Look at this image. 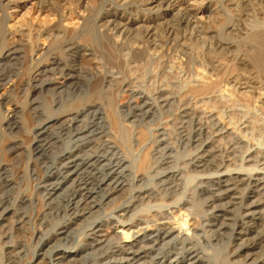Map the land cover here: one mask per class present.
I'll list each match as a JSON object with an SVG mask.
<instances>
[{
	"label": "bare ground",
	"instance_id": "1",
	"mask_svg": "<svg viewBox=\"0 0 264 264\" xmlns=\"http://www.w3.org/2000/svg\"><path fill=\"white\" fill-rule=\"evenodd\" d=\"M19 1L0 2V158L24 155L17 173L22 183L0 174V221L8 220L0 224V264H81L92 256L87 264H264V148L249 144L217 112L194 107L196 97L220 92L264 112V84L246 64L226 57L232 44L192 57L195 31L204 21L221 20L218 0H139L145 14L138 16L99 5L89 14V0H47L49 7L44 0ZM222 1L224 13L239 10L240 21L264 27V0L256 10L253 0ZM26 4L29 16L17 20L10 12ZM175 13L184 14L176 25ZM208 28L203 35L214 32ZM13 34L20 43L6 49ZM104 41L108 50L97 57L91 48ZM135 60L141 74L183 85L146 92L127 77ZM167 60L191 71V83L165 71ZM123 95L128 99L120 104ZM121 107L130 112L120 113ZM152 114L159 120L146 130L139 122ZM167 122L187 156L157 149L169 136ZM159 128L161 136L149 141ZM152 158L163 168L143 180ZM186 168L198 171L179 172ZM193 178L197 184L187 193ZM86 247L92 249L81 256Z\"/></svg>",
	"mask_w": 264,
	"mask_h": 264
},
{
	"label": "rangeland",
	"instance_id": "2",
	"mask_svg": "<svg viewBox=\"0 0 264 264\" xmlns=\"http://www.w3.org/2000/svg\"><path fill=\"white\" fill-rule=\"evenodd\" d=\"M1 1L2 0H0V2ZM44 1H43L42 5L44 7H49L50 4L46 3V2H50V1H47V0H44ZM71 1L74 3L75 0H71ZM126 1L127 0H123V1H120V2H119V0L118 1L117 0H115V1L114 0H89L90 3L88 5V7L86 8V11L89 14H92V12H94L95 9L99 8V7H97L99 5L100 8L102 6H104L105 12H109V13L112 14V13H115L114 12V8L117 9L120 6V8H119L120 11H125L124 9H126V11L128 13L132 9L130 11V13L132 15L137 13V15H134V16L145 14L143 8H141L139 6V3H140L139 0L138 1L136 0V2H135V0H133V1L132 0H128L127 2ZM143 1L144 0H141V2H143ZM115 2H116L117 5L115 4ZM122 2H123V4H122ZM221 2H223V1L222 0H218V2H214L215 8L217 7L216 11L217 12L219 11L218 14L221 16V17L220 16H218V17H220L221 20L218 21V22H215V18H213L212 20H214V22H209V20H207L208 22L204 21L206 24L204 23L202 25V27L200 25L199 28L202 31L199 30V33H197L195 31V33L193 35L194 36L193 37V42L192 41L189 42V44H190L189 47H192V49H193L192 52L194 51V48H195V51H194L195 54H194V52L192 54V52L188 50L189 55L192 54V57L194 58L196 56V53H197V56H198L201 53L204 54V53H207V52L214 51V48L215 47L218 48V47H220V45H222V47H224V45L227 46L226 44H230V45L232 44L229 54H228V52H226V57L230 58V59L233 58L234 64H237V65L238 64H242V63L244 65L246 64L248 66L247 67L248 70H250V72L252 74L251 76H254L255 80L257 82L259 81V83L261 82V84L262 83L264 84V27H260L262 25L254 23L251 19H248L249 21H244V22L240 21V17H239L240 16V12H239V10L238 11H229V12H225L224 13V11H222V9L220 7ZM252 2H253V5H254L253 6L254 10H256V8L259 7V5H260L259 3L261 1L260 0H258V1L257 0H253ZM132 3H133V5L131 6ZM224 3H225V1H224ZM20 4H23L22 0H21ZM124 4L125 5L128 4L126 6L128 8H124V6H125ZM257 4H258V6H256ZM28 7L29 6L26 4V8L23 11H21L20 13H14V11H11L10 13H12L13 16H16L17 20L18 19H24L27 16H29L28 15L29 12H28V9H27ZM163 7H161L159 9L160 10L159 12H162L163 9L164 10L166 9V5H163ZM174 15H175V17H174ZM174 15H173V20H174L173 22H175L174 25H176L177 22L181 21L184 18V14L183 13L182 14L181 13L180 14L179 13L178 14L175 13ZM228 21L231 23V24L229 23V25H231V26H229V25L228 26L227 25L224 26V24L228 23ZM215 23H216V25H215ZM233 24L235 26H233ZM205 25L207 27L203 28ZM208 27L213 29L214 32L211 33V34H208V35H205V34L203 35V33L207 30ZM229 27L233 30L232 33H230ZM199 28H197V29H199ZM210 28H208V29H210ZM224 28H225V30H224ZM160 29H161V31L163 33L164 29L163 28H160ZM33 30H35V31L37 30V25L33 26ZM35 31H33V32L35 33ZM161 31L159 33H161ZM34 33L31 32L33 38L36 37V35ZM175 33H177V35H178V34H180V31L177 30ZM206 36H207V38H206ZM210 36H211V38H210ZM3 42L1 41V44ZM202 42H203V44H202ZM18 43H20V37L16 36V34H13V35H11V37L6 38V44L9 45L8 47H6V49L11 47V46H16L17 47L19 45ZM96 44H93L94 48L92 46L91 50L93 49V52H95V51L98 52V53L95 52L98 55V56L96 55L97 57L100 56L99 51L100 52H104V49L108 50V46L107 45L105 47L103 46V45L106 44L105 41L101 44V49L102 50ZM199 48H201L202 52H201V50H198ZM6 49L4 50V52H6ZM205 50H206V52H205ZM199 51H200V53H199ZM126 53H127V49L123 48L121 50V55L123 56ZM227 55H229V56H227ZM136 58H139V57H136ZM198 61H199V59H198ZM195 62H197V59L195 60ZM141 63L142 62L139 61V60H135L133 63H130L129 67H128L127 77L129 78V82L131 84H134L136 86H143V88H144V90L146 92H152L155 89L169 88L170 85L172 86L173 90L177 91L183 85V84H180L178 82V80H168V79L163 78V77H157L151 71L149 73H147V74H141V72L139 71V70H141V67H142ZM197 63H199V62H197ZM197 65H199V64H197ZM110 67H112V65H110ZM195 67H197V66H195ZM111 69L113 71L115 70L113 67ZM164 70L165 71H173L174 70L175 73H177V75L181 76L183 81L191 83L192 72L191 71H186V70H184L182 68L181 69L180 68H173L171 60H167L166 61ZM241 73L243 75H245V76L247 75V74H244L245 72H241ZM252 80H250V82H251L250 85H252V83H253ZM250 85H248V86H250ZM242 86H241V91H243V90L247 91L248 90V91L251 92V86H250V88L247 85H245V87H244V85H242ZM257 91L260 92L258 89H257ZM257 91H256V88H255V90L252 89V92H257ZM12 97H14L13 101H19V100L21 101V99H18V98L16 99V95H14V94L11 95V99H12ZM214 97L213 96L196 97L194 99V107L198 108V109H204L208 114L212 113V112H217L222 117L224 122L227 123V126L230 127L231 129L233 128L235 130H238L240 135L247 142L249 141V144H251L253 146H257L259 148H264V112H262L259 109V107H257L255 105L256 103H254V102L250 103V102H246V101L244 102L241 98H239L237 96H232L231 97L227 93L224 94V93H220V92H215ZM127 99H128V96L123 95V97L121 98L120 104L124 103L125 100H127ZM248 103H249V105H248ZM128 109H129L128 107H121L120 113L122 112L124 114H127V113L130 112ZM154 113H156V112H154ZM157 116H159V115L158 114H154V116H153V114H152L151 119L149 118L146 121H142V122L140 121L139 124H141V126H143L147 130V129H149V127H150L149 125L151 123L158 122L159 118ZM156 118H158V119H156ZM172 123L173 122H167V124L169 125V126L167 125L168 128H169V131H168L169 132V136L163 142L156 144V146L158 145L157 149H161L160 153H162V154L166 153V154H170L171 156L175 155L178 158L181 157L182 155L183 156H187L190 152L186 150V147H185V144H184L185 142H183L182 140H178L177 132L174 130ZM245 125H247V128H243ZM163 132H164V130L161 129V128H159L156 131H152L151 135H149V141L152 142V140L154 141L155 139H158L161 136V133H163ZM9 143H10L11 146H14V143H11V142H9ZM10 145H8V143H7L5 146H3V150L9 149L11 147ZM164 146H167L166 147L167 150L163 149ZM240 150H237V152H236V155H237L236 159L237 160H239V158L241 160V158L243 157V155L241 154V152L243 150L242 149H240ZM193 151L194 150H192V152ZM115 152H117L116 154L119 157L122 156L121 152L116 151V150H115ZM156 156H158V155H156ZM22 159H24V155L23 154L20 157H13V158L9 157L7 159V161H5V162L2 161V158H0V174L1 173H4V174L6 173V176L9 175L8 177H10V178L13 175L14 179L16 178L14 183L17 186L20 183L23 182L22 174H17L19 172V170H20L21 160ZM174 159H175L174 157H171V159H170V160H173V162L171 163V164H173L172 166H176L177 165V163L174 161ZM151 160H152V162H151ZM151 160H150L148 168L143 171V180H146V179L148 180L149 175L153 174L152 171H157V170L160 171V170H162L161 168H163L162 165L159 166L156 163L155 158H152ZM178 166L182 167L183 163H181V162L178 163ZM192 169L195 170V171H198V169L197 170L195 168H192ZM192 169L191 168H186V170H180L179 172L181 174H183V175L189 176V175H193L194 174V173L191 174V172H190ZM15 172L17 174L16 177L14 175ZM28 175L30 176V178L32 177L31 170H29ZM197 181H198V179L193 178V179L190 180V182H188V184H189L188 185V189L189 190L187 191V193L190 192V189H192L191 188L192 186L197 184ZM186 183H187V180H186ZM34 184L35 183H32V185H34ZM136 185H137V187L144 186V184H140V183L136 184ZM149 186L151 187L152 185H149ZM1 188H2V186H1ZM69 192L66 194V196H68V197H70L71 193H73L71 190ZM39 195H40L41 198L45 197V193H43L42 189L39 190ZM185 196L186 195H184L183 198H185ZM134 200H135L134 199V195L128 197L127 201L123 203V207H125V205H128L129 202L134 201ZM221 203H226V202L222 201ZM14 205L16 207H22L23 206V204L19 203V202L15 203ZM17 217L18 216H15L13 219H17ZM7 221L6 222L5 221H0V224H3L4 226H7L8 225ZM72 228L74 229L76 227L74 226ZM238 230H239V228H236V231H238ZM0 235H1V232H0ZM114 235L115 234H112V236H114ZM38 236H40V235H38ZM38 236H37V238H38ZM115 237H116V235H115ZM118 237H119V239H122L120 234H119ZM32 245H33L32 247H35L34 244H32ZM147 245H149V244H147ZM30 247H31V245H30ZM32 247L30 248L31 250L33 249ZM90 248L91 247H86L82 251V253L80 255L84 256L86 253H88L90 251ZM91 256L92 255H90V257ZM120 257H114V258L118 260ZM77 258H80V256L77 257ZM87 260L85 261L86 263L82 262L81 264H87V263H89L91 261H95L96 259L93 258V256H92L90 261H89V258ZM247 263H250V262L248 261Z\"/></svg>",
	"mask_w": 264,
	"mask_h": 264
}]
</instances>
